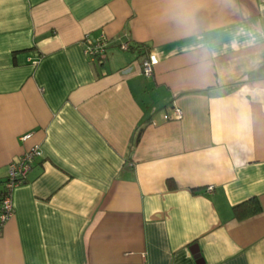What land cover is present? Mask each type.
<instances>
[{"label": "crops", "instance_id": "1", "mask_svg": "<svg viewBox=\"0 0 264 264\" xmlns=\"http://www.w3.org/2000/svg\"><path fill=\"white\" fill-rule=\"evenodd\" d=\"M34 144L0 264H264V0H0V189Z\"/></svg>", "mask_w": 264, "mask_h": 264}, {"label": "built area", "instance_id": "2", "mask_svg": "<svg viewBox=\"0 0 264 264\" xmlns=\"http://www.w3.org/2000/svg\"><path fill=\"white\" fill-rule=\"evenodd\" d=\"M85 40L87 41V45L84 49V52L87 56L91 58L98 57L104 51V41L102 38L94 40L86 36ZM122 46L126 48L128 43L124 42ZM156 62L157 58L155 54L151 52L147 53V55L143 56L142 58L141 71L147 76L150 75ZM172 111V115L169 116L165 114L163 118L169 119L171 117L174 119H180L182 117V111L179 107L174 106ZM30 135V133L24 134L21 136V139L25 140L29 138ZM40 155L41 150L39 149V146L34 144L18 159H15L8 164L6 179L0 191V230L5 221L13 214V190L17 185L23 182L25 173L30 169L35 158ZM211 188L212 186H208V190Z\"/></svg>", "mask_w": 264, "mask_h": 264}, {"label": "trees", "instance_id": "3", "mask_svg": "<svg viewBox=\"0 0 264 264\" xmlns=\"http://www.w3.org/2000/svg\"><path fill=\"white\" fill-rule=\"evenodd\" d=\"M139 48H140V50L141 51H143L144 53V56L145 55H147V53H148V50H147V48L144 46V45H140L139 46ZM172 113H173V111H172ZM165 114H167V113H165ZM164 114V115H165ZM163 115V116H164ZM167 115H169V114H167ZM170 116V115H169ZM6 179V178H5ZM2 189V188H1ZM1 189H0V191H1ZM252 204L250 205V206H244L245 204L244 203H241V204H238V205H235L234 207H233V211H234V213H235V215L238 217V218H241V217H243V216H246V215H251V214H253V213H256V212H258L259 210H260V204H259V202H258V200L256 199V198H251L250 200H249Z\"/></svg>", "mask_w": 264, "mask_h": 264}]
</instances>
